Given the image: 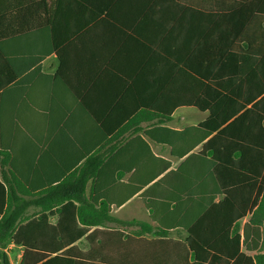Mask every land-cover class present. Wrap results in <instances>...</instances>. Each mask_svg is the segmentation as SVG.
<instances>
[{
    "label": "crops",
    "instance_id": "1",
    "mask_svg": "<svg viewBox=\"0 0 264 264\" xmlns=\"http://www.w3.org/2000/svg\"><path fill=\"white\" fill-rule=\"evenodd\" d=\"M24 1L22 35L0 41V149L11 154L12 167L32 191L42 192L103 145V176L96 185L111 201V214L152 226L150 233L137 235L140 226L109 223L88 227L78 237L83 225L72 213L64 215L58 207L44 212V206L33 201L26 209L38 213L36 219L47 215L48 221L28 230L29 238L39 242L32 252L54 256L58 253L51 250L62 240L77 238L70 254L89 252L105 260L92 264H186L176 260L173 246L152 241H184L188 231L182 223L188 220H153L148 192L185 191L169 173L191 157L177 154L192 140L176 131L197 126L209 114L194 103L232 91L253 96L260 89L256 78L231 73L238 62L226 64L212 57L215 51L208 44L194 56L186 53L194 33L207 24L208 11L191 8L174 20L176 6L171 0H160L154 9L146 7L149 0ZM15 29L13 24H0V30ZM68 34H73L72 40L62 43ZM168 112V121L131 120L134 114L141 118ZM208 159L210 155L190 163L205 180ZM166 175L170 177L166 185L154 186ZM92 187L93 181L89 194ZM151 202L157 205L154 199ZM61 216L64 234L48 226H56ZM247 220L249 216L242 223ZM113 230L133 237L118 238ZM163 231L166 236H157ZM0 249L10 264L21 263L22 246L10 242ZM32 252L30 256L39 255Z\"/></svg>",
    "mask_w": 264,
    "mask_h": 264
},
{
    "label": "trees",
    "instance_id": "2",
    "mask_svg": "<svg viewBox=\"0 0 264 264\" xmlns=\"http://www.w3.org/2000/svg\"><path fill=\"white\" fill-rule=\"evenodd\" d=\"M159 1L149 0L147 3L151 5L146 7L154 9ZM171 1L176 6L174 20L191 8L208 11L207 24L194 33L186 53L194 56L208 44L215 51L212 57L224 59L226 64L238 62L231 73L255 77L260 89L250 97L236 95L232 91V95L201 97L194 103L200 110L207 109L209 114L197 126L176 131L177 136L192 140L184 151L177 150V154L182 157L190 154L191 157L181 168L169 173L175 174L174 184H183L185 191L177 194L148 192L151 196L148 202L151 218L188 220L181 224L187 229L188 236L184 241L152 242L170 244L169 248L173 246L178 255L176 260L186 264H264V0ZM25 4L24 0L0 1V24H13L16 28L0 30V41L22 35ZM72 37L73 34H68L62 43L71 41ZM138 117L134 114L131 120L154 118L168 121L171 112ZM200 144L199 152H193ZM206 155H210V172L205 180L199 170L190 167V163L194 158ZM10 156L0 149V247L10 242L22 246L24 254L20 264H92L97 259L105 261L89 252L72 256L70 250L75 246L71 245L77 238L62 240L57 248L51 250L58 253L54 256L32 252L39 247V242L29 238L28 230L33 224L48 221L47 215L40 214L36 219L38 213L26 209L33 201L37 205L41 203L44 212L58 207L64 215L72 213L73 220L83 225L78 227V237L84 236L88 227L109 223L140 226V233L135 232L137 235L152 231L149 223L114 217L111 201L98 192L96 184L102 180L105 163L103 145L88 152L81 166L42 192L32 191L12 167ZM168 175L154 186L166 185L170 178ZM91 181L93 187L89 194L87 187ZM218 196L221 198L216 201ZM153 199L157 205L151 202ZM247 216L249 220L243 224ZM59 220L56 226H48L53 232L64 234L62 216ZM111 234L125 240L133 237L121 230H113ZM166 235V231L157 234ZM30 252L39 255L30 256ZM249 252L255 254L252 256ZM0 264H10L1 249Z\"/></svg>",
    "mask_w": 264,
    "mask_h": 264
},
{
    "label": "rangeland",
    "instance_id": "3",
    "mask_svg": "<svg viewBox=\"0 0 264 264\" xmlns=\"http://www.w3.org/2000/svg\"><path fill=\"white\" fill-rule=\"evenodd\" d=\"M114 214L119 216V217H123L120 210H114Z\"/></svg>",
    "mask_w": 264,
    "mask_h": 264
}]
</instances>
